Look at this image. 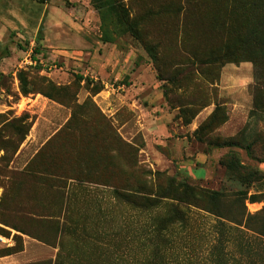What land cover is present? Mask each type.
Wrapping results in <instances>:
<instances>
[{
	"label": "rangeland",
	"instance_id": "obj_1",
	"mask_svg": "<svg viewBox=\"0 0 264 264\" xmlns=\"http://www.w3.org/2000/svg\"><path fill=\"white\" fill-rule=\"evenodd\" d=\"M252 1L264 5V0ZM241 3L0 0V148L12 145L19 130L30 124L16 150L0 149V200L12 207L49 202L56 212L60 208V214L56 213L60 217L88 218L85 231L96 239L85 243L65 237L68 250L76 255L82 248L96 246L114 250L120 239L135 250L152 246L149 233L154 212H138L114 197L116 189H133L144 178L142 170L150 172L147 181L152 188L170 177L222 191L230 198L246 187L220 164L232 152L263 176L249 187V193L264 191V160L253 157L242 145H215L236 137L249 120L253 63L228 61L213 68L200 66L195 56L208 54L206 36L216 40L209 24L225 13L226 6L241 14L245 10ZM118 15L136 24L141 39L117 34ZM103 31L108 42L102 39ZM39 34L42 39L36 45ZM142 42L157 45L159 63ZM29 59L36 64H29ZM20 71L26 72L30 82L27 95L20 91ZM76 76L93 83L78 81ZM43 78L65 90L54 92ZM93 85L100 86V91L95 93ZM40 90L54 100L42 98ZM222 118L224 123H220ZM255 130L264 142L263 118L256 121ZM259 152L264 154L260 147L256 156ZM40 153L34 173H26L27 165ZM94 165L101 169L99 179H76L78 171ZM156 171L162 174L156 176ZM40 174L47 183L37 181ZM262 206L263 201L246 202L250 213ZM189 215L187 228L173 232L174 255L168 264H216L218 257L223 264H264V238L226 226L232 237L220 252V247L214 251L220 246L217 218L195 208H190ZM0 226L10 232L8 238L0 235L1 250L7 244L13 246V235L19 234ZM19 236L23 250L18 264L55 259L58 248ZM129 258L125 256L128 263L138 264Z\"/></svg>",
	"mask_w": 264,
	"mask_h": 264
},
{
	"label": "trees",
	"instance_id": "obj_2",
	"mask_svg": "<svg viewBox=\"0 0 264 264\" xmlns=\"http://www.w3.org/2000/svg\"><path fill=\"white\" fill-rule=\"evenodd\" d=\"M241 6L245 9L241 14H238L233 7L228 6H226L225 13L218 14L215 22L209 24L211 27L210 33L213 31L216 34V40L213 42L212 36H210V39L209 36H206L207 38L204 42L209 44L208 54L205 56L195 54V56L198 55L196 56V61L200 66L214 65L213 68L222 66L223 63L228 61H251L253 63L255 82L253 106L249 111V120L236 137L216 142L215 145L218 147L242 145L253 157L262 161L264 160V154L259 152V158L256 156V150L260 147L264 151V142L260 138V134L256 133L255 125L258 119H264V5L257 4L252 0H242ZM112 9L114 10L113 6ZM114 27L118 35L129 33L132 37L138 40L141 39L136 24L124 16H117V22ZM102 34L103 41L108 42L107 33L103 31ZM229 36H232L231 40ZM41 39V34H39L36 38V45L39 44ZM143 44L145 51L150 57L159 63L157 45ZM38 51L36 46L35 53H38ZM17 77L21 93L27 95L30 82L26 72L20 71ZM76 77L78 81L85 80L88 85L93 83L83 76ZM43 81L54 92L59 93L65 90L64 86H55L50 80L43 78ZM92 87H94L95 93L100 91V86L93 85ZM38 93L49 100H54L53 96L48 92L40 90ZM220 121V123H224L226 120L222 118ZM184 122L186 124L190 123L188 119L184 120ZM29 126L30 124H27L25 130L21 128L19 130L20 136L16 141L14 140L12 145H8L13 151L24 140ZM66 128H68V124ZM8 146L0 149L7 152ZM40 157L41 153L31 160L30 165L28 164L25 169L26 173H34L32 167ZM1 160H5V155L1 156ZM220 164L231 175L238 177L242 183L246 184L244 189L233 192L230 198H226L227 194L222 191L204 189L188 184L185 181H176L170 177H166L163 183L158 182L152 188L147 181V176L150 175V172L145 170L141 172L144 178L130 191L114 190V197L117 202L125 204L138 212H154L151 218L153 225H151L149 233L152 246L149 249L140 248L135 250V248L128 245L127 241L125 244L120 239L115 243L114 250L96 246L92 250L82 248L75 255V252L68 250L69 246H67L65 237H69L71 241L82 240L85 243H90L89 240L92 238L96 239V237L85 231L88 218L65 214L60 217L56 215L57 212L60 214V208L56 212L55 205L49 202L39 205L25 204L12 207L2 199L0 200V224L13 229L19 235H26L50 247L58 248L54 260L35 264H130L125 260V256H130L129 260L138 264H168L170 261L169 257L174 255L172 250L174 244L173 232L176 228H181L182 230L187 228L190 219V208L204 211L217 218V226H220V238L217 241L220 246L216 245L214 251L217 247H220V252L222 244L229 241L232 237V233L229 230L233 227L251 231L264 238V191L252 193L248 191L251 185L261 181L263 178L261 172L256 168L242 164L236 154L232 152L227 153L220 160ZM100 170L96 165L91 166L85 171H78L76 179L88 182L99 179L102 176L101 172H99ZM161 174V172H155L156 176ZM37 181L47 183V179L43 177V174H40ZM162 201H164V204L160 205ZM262 201L263 206L261 209L254 213L248 212L246 202L257 203ZM162 206L164 209L156 213L155 211L161 209ZM45 209H49L52 212L47 215L41 214L40 212ZM18 215L19 217H17ZM31 216H37V218ZM225 222L231 224L226 225ZM226 226L229 230H226ZM0 235L8 238L10 232L0 226ZM19 235H13V246H7L0 250V257L16 254L23 250ZM170 250L172 251L170 252ZM136 256L139 257L138 260H136ZM219 259L218 257L216 264H223ZM213 260L215 261L214 258Z\"/></svg>",
	"mask_w": 264,
	"mask_h": 264
},
{
	"label": "crops",
	"instance_id": "obj_3",
	"mask_svg": "<svg viewBox=\"0 0 264 264\" xmlns=\"http://www.w3.org/2000/svg\"><path fill=\"white\" fill-rule=\"evenodd\" d=\"M42 98H44L43 96H41ZM2 238H0L1 240ZM8 246H10V244H7ZM22 252V251H21ZM16 253V254H12V255H8V256H3L0 257V264H18L20 262V253Z\"/></svg>",
	"mask_w": 264,
	"mask_h": 264
},
{
	"label": "built area",
	"instance_id": "obj_4",
	"mask_svg": "<svg viewBox=\"0 0 264 264\" xmlns=\"http://www.w3.org/2000/svg\"><path fill=\"white\" fill-rule=\"evenodd\" d=\"M29 64H33V65H35V64H36V61H35V60H31V59H29Z\"/></svg>",
	"mask_w": 264,
	"mask_h": 264
}]
</instances>
